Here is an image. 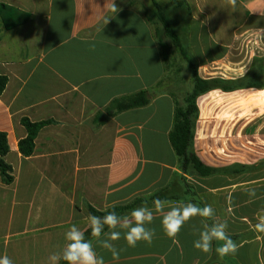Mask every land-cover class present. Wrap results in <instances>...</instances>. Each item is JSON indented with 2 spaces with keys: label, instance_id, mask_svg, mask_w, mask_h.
<instances>
[{
  "label": "crops",
  "instance_id": "0c3cea01",
  "mask_svg": "<svg viewBox=\"0 0 264 264\" xmlns=\"http://www.w3.org/2000/svg\"><path fill=\"white\" fill-rule=\"evenodd\" d=\"M119 1L0 0V76L8 78L0 131L8 134L6 161L15 176L10 185L0 176V257L14 264H48L71 226L88 228V206L105 211L130 203L181 173L169 139L174 99L158 87L166 73L162 49L143 12L112 10ZM172 1L157 0L161 6ZM186 3L183 31L202 78L260 76L256 87L198 98L196 152L207 166L233 170L187 176L195 195L171 201L211 205L215 220L227 221L238 251L221 258L215 241L211 254L195 249L193 226L202 230L208 223L202 217L169 238L163 213L153 207L151 244L129 247L126 230L117 229L121 239L113 243L124 250L113 260L92 241L105 264H264V233L254 230L264 215V0ZM141 90L156 91L150 104L110 116L113 99ZM23 119L51 122L38 133L31 157L19 151L27 136Z\"/></svg>",
  "mask_w": 264,
  "mask_h": 264
},
{
  "label": "trees",
  "instance_id": "16d2710c",
  "mask_svg": "<svg viewBox=\"0 0 264 264\" xmlns=\"http://www.w3.org/2000/svg\"><path fill=\"white\" fill-rule=\"evenodd\" d=\"M155 10L152 11V16L157 19L163 26L165 36L172 42L173 46L178 50L180 56L188 63L192 70V89L182 101L178 99V95L169 91L172 95L175 103L174 109V121L173 126L169 134L171 145L175 151L178 159L179 170L174 180L168 187L160 189L148 196L138 197L130 203L124 205L113 206L105 211H99L92 206L87 207L88 214H94L98 216L106 215L113 209L121 215L129 214L134 208L146 204L149 208H153L154 200L156 198L166 199L169 201L180 200L184 196L195 195L192 187L187 183V176L198 177H210L216 174L229 172L233 169H217L207 166L202 162L195 149V134L196 126L199 119L198 98L212 90L220 89L223 91H234L240 88L256 87V79L260 78L253 72H250L247 76L240 80H226L222 78L204 79L200 76L198 71V65L189 52L187 40L185 35L183 36L176 29L172 19V12L188 11L186 0H173L168 6H161L157 0H152ZM131 6L132 5H127ZM115 7H118L116 5ZM148 21L150 19L147 17ZM186 24V22H185ZM185 30V25L182 26ZM185 31H183L184 33ZM158 44L162 49L164 65L167 66V57L163 50L164 44L161 39H158ZM8 83L6 76H0V96L4 92ZM158 83V87L161 86ZM156 94L155 90H141L130 95H125L112 100L107 110L111 115H115L127 110L140 108L150 104L152 98ZM50 121H43L33 123L29 119H23L22 124L27 129V136L19 141V151L25 157H31L35 151V141L40 130L50 124ZM10 152V145L8 141V134L0 131V176L2 182L6 185H10L14 182V170L13 167L6 161V156ZM244 169L246 167H243ZM193 203L201 206V203L197 200H193ZM209 225L212 224L210 219L205 218ZM108 230L105 227V232ZM85 238L93 241L96 239L91 236L90 228L85 230ZM211 263V262H210ZM58 264H67L66 261L61 259Z\"/></svg>",
  "mask_w": 264,
  "mask_h": 264
},
{
  "label": "clouds",
  "instance_id": "9594fccd",
  "mask_svg": "<svg viewBox=\"0 0 264 264\" xmlns=\"http://www.w3.org/2000/svg\"><path fill=\"white\" fill-rule=\"evenodd\" d=\"M235 5V0H230ZM113 4V11H116ZM108 20L106 21L107 24ZM250 197L256 196L254 188L248 189ZM156 212L163 213L161 226L163 232L169 238L175 239L183 226L194 217H202L215 220V210L211 205L205 204L203 207L195 203H181L174 205L166 199L156 198L154 200ZM168 209L165 211V209ZM154 212L146 204L134 208L129 214H118L114 209L106 215L98 216L89 214L87 217L88 228L91 230V236L97 238L100 246L107 249L113 260H119L120 253L124 249H118L113 241L121 239V231L124 229L123 238L129 247H136L140 241L152 243L156 235L154 228L149 227L154 220ZM110 230L105 232V227ZM227 221L215 220L209 225L203 223L202 230L193 226L194 232L198 233V239L194 241V248L203 253L211 254L213 252V242H221L215 248V252L221 257L234 255L238 251L237 243L229 236L227 232ZM254 230L258 233H264V215L258 216V222L254 225ZM105 239H100L101 236ZM65 245L59 252H54L48 257V264H58L63 259L67 264H105L102 256H99L91 240L85 238V231L73 225L65 233ZM0 264H14V261L4 255L0 257Z\"/></svg>",
  "mask_w": 264,
  "mask_h": 264
},
{
  "label": "rangeland",
  "instance_id": "374dc122",
  "mask_svg": "<svg viewBox=\"0 0 264 264\" xmlns=\"http://www.w3.org/2000/svg\"><path fill=\"white\" fill-rule=\"evenodd\" d=\"M132 5L141 12H143L153 25L156 37L161 39L167 57L166 73L162 80L159 89L161 91H173L178 95L180 101L189 93L192 89V70L188 63L180 56L178 50L173 46L172 42L165 36L162 24L152 16V11L155 10V6L152 0H120L118 6ZM172 19L176 29L182 34L185 25L187 12L179 11L172 12Z\"/></svg>",
  "mask_w": 264,
  "mask_h": 264
}]
</instances>
